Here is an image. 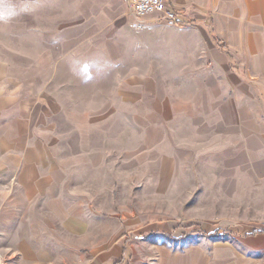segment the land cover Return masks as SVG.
<instances>
[{
	"label": "rangeland",
	"instance_id": "rangeland-1",
	"mask_svg": "<svg viewBox=\"0 0 264 264\" xmlns=\"http://www.w3.org/2000/svg\"><path fill=\"white\" fill-rule=\"evenodd\" d=\"M4 3L0 130L40 133L51 162L81 153L86 175L95 165L85 222L99 234L74 239L63 216L54 237L87 261L121 241L112 264H264V69L178 58L190 35L174 24L127 52L79 46L77 0ZM28 255L5 248L0 264Z\"/></svg>",
	"mask_w": 264,
	"mask_h": 264
},
{
	"label": "crops",
	"instance_id": "crops-1",
	"mask_svg": "<svg viewBox=\"0 0 264 264\" xmlns=\"http://www.w3.org/2000/svg\"><path fill=\"white\" fill-rule=\"evenodd\" d=\"M164 1L177 13L178 26H183L177 27V32L190 35L189 39L173 41L189 53L178 58H217L227 65L235 59L242 61L241 66H252L253 71L264 69V0ZM130 9V0H77V18L72 26V35L78 36L75 44H101L106 48L123 44L127 52V45L135 43L136 38L138 43H148L143 36L158 23L173 24L156 14L136 17ZM113 57L119 56H107ZM14 133L18 142L6 139L0 130V177H5L0 178V258L8 248L15 253L28 252L23 258L26 264H112L108 261L111 252L123 246L121 241L111 245L110 253L97 251L93 260L87 261L75 246L65 247L54 237L59 234L54 231V221L60 228L63 216L64 229L74 239L85 232L99 234L85 222V215L91 212L86 208L85 202L90 199L85 195V182H96L95 165L86 175L83 160L78 159L81 153L75 155L76 159L51 162L46 159L48 148L39 139L40 133L21 129ZM32 139L38 141L26 142ZM79 162L83 165L80 170ZM75 167L77 180L72 175ZM88 196L92 200L95 197L91 192ZM69 257L72 263L67 261Z\"/></svg>",
	"mask_w": 264,
	"mask_h": 264
},
{
	"label": "built area",
	"instance_id": "built-area-1",
	"mask_svg": "<svg viewBox=\"0 0 264 264\" xmlns=\"http://www.w3.org/2000/svg\"><path fill=\"white\" fill-rule=\"evenodd\" d=\"M130 11L136 17L156 14L174 25H180L177 13L167 6L164 0H130Z\"/></svg>",
	"mask_w": 264,
	"mask_h": 264
},
{
	"label": "clouds",
	"instance_id": "clouds-1",
	"mask_svg": "<svg viewBox=\"0 0 264 264\" xmlns=\"http://www.w3.org/2000/svg\"><path fill=\"white\" fill-rule=\"evenodd\" d=\"M0 7H3V8L5 9L4 12L0 13V21L7 22L8 19H10V17H11L12 15H14L15 13H14V12H9V11H8V8H9L10 6L6 5V4L4 3V0H0ZM34 7H35V5H34L33 3H30V4L28 5V9H32V8H34Z\"/></svg>",
	"mask_w": 264,
	"mask_h": 264
},
{
	"label": "trees",
	"instance_id": "trees-1",
	"mask_svg": "<svg viewBox=\"0 0 264 264\" xmlns=\"http://www.w3.org/2000/svg\"><path fill=\"white\" fill-rule=\"evenodd\" d=\"M210 234H211V233H210ZM210 234H209V235H210ZM210 236H211V235H210Z\"/></svg>",
	"mask_w": 264,
	"mask_h": 264
}]
</instances>
